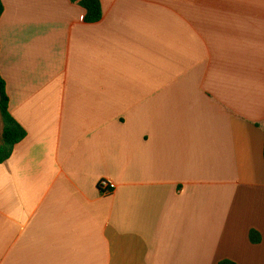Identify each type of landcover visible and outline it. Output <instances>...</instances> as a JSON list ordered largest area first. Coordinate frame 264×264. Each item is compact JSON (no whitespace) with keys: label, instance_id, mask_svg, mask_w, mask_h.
Returning a JSON list of instances; mask_svg holds the SVG:
<instances>
[{"label":"crops","instance_id":"0c3cea01","mask_svg":"<svg viewBox=\"0 0 264 264\" xmlns=\"http://www.w3.org/2000/svg\"><path fill=\"white\" fill-rule=\"evenodd\" d=\"M1 2L0 264H264V0Z\"/></svg>","mask_w":264,"mask_h":264},{"label":"trees","instance_id":"16d2710c","mask_svg":"<svg viewBox=\"0 0 264 264\" xmlns=\"http://www.w3.org/2000/svg\"><path fill=\"white\" fill-rule=\"evenodd\" d=\"M77 3L84 9V21L88 23L97 22L102 17V6L100 0H69ZM3 11V4L0 0V16ZM0 119L2 128L0 132V163L8 159L16 143L21 141L25 135V129L15 120L8 110V96L5 89V82L0 75ZM264 156V148H263ZM259 234L256 231L250 232V239L259 241ZM217 264H236L231 260H221Z\"/></svg>","mask_w":264,"mask_h":264},{"label":"built area","instance_id":"2783aa9c","mask_svg":"<svg viewBox=\"0 0 264 264\" xmlns=\"http://www.w3.org/2000/svg\"><path fill=\"white\" fill-rule=\"evenodd\" d=\"M98 188L104 193H109L112 191V184L109 180H101L98 184Z\"/></svg>","mask_w":264,"mask_h":264}]
</instances>
